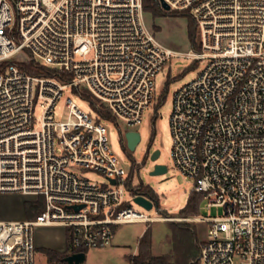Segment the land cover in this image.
I'll return each instance as SVG.
<instances>
[{"label":"built area","instance_id":"built-area-1","mask_svg":"<svg viewBox=\"0 0 264 264\" xmlns=\"http://www.w3.org/2000/svg\"><path fill=\"white\" fill-rule=\"evenodd\" d=\"M163 1L195 19L197 50L164 45L143 0H0V194L44 200L35 218H0V264H35L39 226H63L83 251L110 246L117 225L171 219L126 199L137 194L100 120L139 124L158 102L156 75L174 56L204 66L173 94V164L194 180L206 208H224L223 216L197 218L208 223L199 262L264 264V0ZM20 54L54 75L25 72ZM66 88L87 90L113 118L95 121L68 99V118L58 121Z\"/></svg>","mask_w":264,"mask_h":264},{"label":"rangeland","instance_id":"rangeland-1","mask_svg":"<svg viewBox=\"0 0 264 264\" xmlns=\"http://www.w3.org/2000/svg\"><path fill=\"white\" fill-rule=\"evenodd\" d=\"M164 13L153 15L145 12L147 25L154 31L157 38L166 46L178 52H189L197 50V45H192L188 34V23L190 14L174 11H167L162 6ZM190 15V16H189ZM18 60L27 61L24 54L17 56ZM204 64L197 61L192 62L183 56H174L155 78L156 96L158 103L145 109L141 122L135 126H128L124 121L115 124L109 120L101 119V123L106 128L111 148L122 159V164L133 174V185L143 183L149 185L157 193L158 203L152 209L130 200L131 194H126V199L133 207L139 211H145L150 215H161L171 219L157 220L154 222L124 223L116 226L113 242L110 246L103 248H90L86 252V259L83 264H131L129 257L134 251L139 252V239L149 228L151 230L152 244L151 251L154 255H163L172 252L173 249L189 248L192 244L198 245L205 239L208 223L197 220L202 215L206 217H216L224 215V208L214 206L206 208L202 202L200 214L183 216L181 209L187 203L191 191L194 190V180L185 177L173 164L171 149V129L170 112L173 105V94L179 87L195 79ZM168 83V90L165 102L158 106L161 101V94ZM80 93L88 95L95 107L100 108L101 104L93 95L83 88H75ZM71 88H66L58 100L55 107V117L58 121L68 118L67 100L71 99L86 113L97 121L99 112L92 106L90 100L77 94ZM39 101L34 109V117L41 120L43 108ZM103 108V107H101ZM127 129L138 130L141 134V141L136 149L131 151L127 147L125 132ZM160 150V156L156 161L151 160V153ZM155 163L167 165L168 171L164 174L151 175ZM73 170L79 175L100 184L108 183L104 174L89 168L76 166ZM39 198L35 195H23L21 193H1L0 194V218L26 220L34 216L28 215L25 209V202L36 201ZM171 222H184L193 224L192 230L183 229L181 226L175 228ZM61 226H39L34 230L36 250L34 254L35 264H68L64 258L68 254L67 250L61 252L58 245L65 243L70 246V236ZM54 247V248H51ZM137 252V254H138ZM57 256L55 258L54 255ZM66 254V255H65ZM51 256V257H50Z\"/></svg>","mask_w":264,"mask_h":264},{"label":"trees","instance_id":"trees-1","mask_svg":"<svg viewBox=\"0 0 264 264\" xmlns=\"http://www.w3.org/2000/svg\"><path fill=\"white\" fill-rule=\"evenodd\" d=\"M144 10L145 12H151L153 15H160L163 14L164 11L161 8L158 0H143ZM175 15H178L180 11H174ZM183 13L189 14L186 11H181ZM190 16V15H189ZM188 34L189 38L192 42V45H196V34H197V22L195 19L190 16L189 23H188ZM5 65V64H4ZM19 66L27 73L32 75H45V76H52L54 72L49 68L38 64L33 58H30L26 62L19 63ZM67 79L66 77H63ZM168 83L165 89L161 94V101L159 102L158 106L163 104L166 99V93L168 90ZM77 94L81 95L84 98L90 100L92 106L99 112V114L105 119H112V115L110 112L103 108H97L94 105V102L88 98V95L80 93L78 90H74ZM158 103V102H157ZM133 174H129L126 181L127 189L133 194H142L146 197L150 198L154 202L158 203V196L157 193L151 188L149 185H144L142 182L136 185H133ZM203 194L199 193L195 190L191 191L187 203L183 209H181V214L183 216L189 215H198L200 214V207L203 202ZM25 209L28 215L34 216L35 218L39 213H41L44 209V200L43 198L39 197L36 201H26L25 202ZM32 219V218H31ZM172 225L176 227L181 226L183 229L192 230L194 229L192 226L193 224L184 223V222H171ZM151 244H152V236L151 230L148 228L140 237L139 239V252L138 254L131 255L129 257L131 264H200L199 262V252H200V244L194 245L192 244L189 248L184 249H173L172 252L163 255H154L151 251ZM77 251L73 249L71 246H68L67 252L68 254L71 252ZM83 251L87 252L88 249H83ZM67 254V255H68ZM66 255V254H65ZM57 256L54 255L52 258ZM51 257V256H50Z\"/></svg>","mask_w":264,"mask_h":264},{"label":"water","instance_id":"water-1","mask_svg":"<svg viewBox=\"0 0 264 264\" xmlns=\"http://www.w3.org/2000/svg\"><path fill=\"white\" fill-rule=\"evenodd\" d=\"M161 5L167 11L170 9V6L163 0H161ZM125 139H126L128 149L133 151L136 149L137 145L141 141V134L138 130L128 129L125 132ZM159 156H160V150L155 149L151 153L150 158H151V160L156 161L159 158ZM167 171H168L167 165L162 164V163H155L150 174L151 175H159V174H164ZM112 181L115 182V180H112ZM134 201L137 204L145 207L148 210L152 209L154 206L153 201L151 199H149L148 197H146L145 195H142V194H137L134 198ZM82 206L83 205H77V206H75V208L79 209ZM85 259H86V252L85 251L71 252L68 255H66L64 258V260L68 264H83L85 262Z\"/></svg>","mask_w":264,"mask_h":264},{"label":"crops","instance_id":"crops-1","mask_svg":"<svg viewBox=\"0 0 264 264\" xmlns=\"http://www.w3.org/2000/svg\"><path fill=\"white\" fill-rule=\"evenodd\" d=\"M28 201V200H27ZM4 220H8V219H4ZM10 220V219H9ZM11 220H15V219H11ZM18 220H20V219H18ZM24 220V219H23ZM55 226H59V225H55ZM61 227H63V226H61ZM64 228V227H63ZM115 231H116V226L114 227V235H115ZM64 233H65V229H64ZM65 240H66V236L64 237V243H63V245H58V250L59 251H61V252H65L66 250H67V245H66V243H65ZM51 248H54V247H51ZM139 250V249H138ZM137 252L138 251H134V253H133V255H135V254H137Z\"/></svg>","mask_w":264,"mask_h":264}]
</instances>
